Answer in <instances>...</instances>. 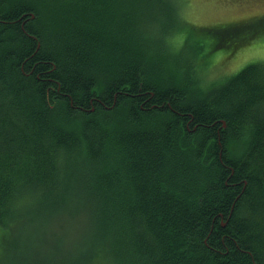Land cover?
Here are the masks:
<instances>
[{
	"label": "trees",
	"instance_id": "obj_1",
	"mask_svg": "<svg viewBox=\"0 0 264 264\" xmlns=\"http://www.w3.org/2000/svg\"><path fill=\"white\" fill-rule=\"evenodd\" d=\"M179 4L0 0V264H264V61L181 69Z\"/></svg>",
	"mask_w": 264,
	"mask_h": 264
},
{
	"label": "rangeland",
	"instance_id": "obj_2",
	"mask_svg": "<svg viewBox=\"0 0 264 264\" xmlns=\"http://www.w3.org/2000/svg\"><path fill=\"white\" fill-rule=\"evenodd\" d=\"M178 1L180 3L179 5L184 23L180 26L179 22L169 23L171 26L177 28L172 29L174 36L167 38V42H172L170 49L172 57L181 69H186V66L188 67L190 63L192 58L191 48H193V50H199L198 53H200V58H202L203 62H206L207 67L202 71V76L204 77L203 81L206 83L222 81L238 73L252 62L264 61V37L236 51L231 58L229 57L230 59L225 58L228 52L226 48H216L213 53L208 55V46L206 45V47H204L205 43L207 44L209 41L206 34L211 27L225 22L248 21L264 15V0ZM167 22H169L167 17H164L162 23L157 24L156 28L158 32H160V30L165 31L168 28ZM190 76L192 78L194 74L192 73ZM60 224L61 223H54L48 227L47 231L49 238L52 239L58 236L61 231L58 229V225ZM62 231L64 232V230ZM45 234L47 235V233Z\"/></svg>",
	"mask_w": 264,
	"mask_h": 264
},
{
	"label": "flooded vegetation",
	"instance_id": "obj_3",
	"mask_svg": "<svg viewBox=\"0 0 264 264\" xmlns=\"http://www.w3.org/2000/svg\"><path fill=\"white\" fill-rule=\"evenodd\" d=\"M232 56H233V54L227 55V57H230V58H231ZM230 58H229V59H230Z\"/></svg>",
	"mask_w": 264,
	"mask_h": 264
}]
</instances>
